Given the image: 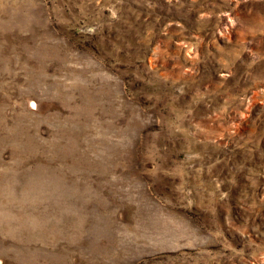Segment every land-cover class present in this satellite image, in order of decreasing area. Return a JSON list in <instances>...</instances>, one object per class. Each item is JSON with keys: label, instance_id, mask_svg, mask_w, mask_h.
Returning <instances> with one entry per match:
<instances>
[{"label": "rangeland", "instance_id": "1", "mask_svg": "<svg viewBox=\"0 0 264 264\" xmlns=\"http://www.w3.org/2000/svg\"><path fill=\"white\" fill-rule=\"evenodd\" d=\"M0 264H264V0H0Z\"/></svg>", "mask_w": 264, "mask_h": 264}]
</instances>
